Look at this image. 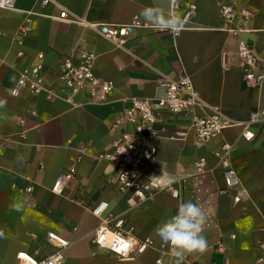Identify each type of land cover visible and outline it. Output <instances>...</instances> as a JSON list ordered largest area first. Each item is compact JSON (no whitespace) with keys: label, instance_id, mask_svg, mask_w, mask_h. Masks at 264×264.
Returning <instances> with one entry per match:
<instances>
[{"label":"crops","instance_id":"obj_1","mask_svg":"<svg viewBox=\"0 0 264 264\" xmlns=\"http://www.w3.org/2000/svg\"><path fill=\"white\" fill-rule=\"evenodd\" d=\"M58 1L69 13L64 20L53 6L41 7L37 0H16L13 10L0 9V264H19V252H51L48 233L70 243L63 264H174L154 229L182 201L197 204L207 217V249L187 258L199 264H264V123L253 126L251 141L235 127L211 144L213 148L225 141L233 147L231 165L239 187L227 195L220 193L223 173L212 155L207 156V173L196 175L195 161L208 150L194 146L190 122L181 117H163L153 142L155 160L145 169L174 179L179 199L158 193L136 204L132 190L117 191L115 164L96 159L122 134H134L131 124H116L127 100L155 98L161 93L159 82L183 72L200 98L229 120L243 122L264 110V84L245 88L235 55L242 39L264 66V0H237V8L251 14L244 24L250 31L238 37L228 31L240 26L238 16L228 24L219 15L226 0ZM173 2L178 5L174 17L182 22L178 31L155 22L157 14L165 21L172 17ZM191 5L195 9L184 22ZM135 18L145 27L122 48L91 27L126 25ZM222 52L230 54L226 68ZM39 53L45 56V92L52 89L56 96L32 97L25 90L13 96L21 73ZM83 53L93 55L95 76L113 84L104 104L90 103L82 92L69 95L59 86L62 59ZM72 164L74 178L55 195L54 181ZM236 194L241 195L238 203L233 200ZM102 202L108 205L107 213L132 225L137 243L147 239L151 245L122 261L95 247L92 239L100 219L93 209Z\"/></svg>","mask_w":264,"mask_h":264},{"label":"built area","instance_id":"obj_2","mask_svg":"<svg viewBox=\"0 0 264 264\" xmlns=\"http://www.w3.org/2000/svg\"><path fill=\"white\" fill-rule=\"evenodd\" d=\"M16 0H0V9L13 10ZM106 1V0H100ZM39 6H53L58 11V19L64 20L68 17V10L58 0H37ZM178 5L173 2L171 16L174 17ZM191 5L183 17L186 22L194 11ZM221 19L228 24L238 16L240 26L230 28L234 36L250 30L244 24L251 20L250 12L245 8H237V0H226L219 6ZM97 28L98 34L104 39L122 48L133 33L145 24L139 18L132 23L121 26H110L106 24L91 25ZM26 29L21 30L25 34ZM228 52H222L221 63L226 68L229 58ZM239 61L241 80L245 88L251 89L264 84V66L256 56L253 47L242 39L237 41L235 53ZM45 65V56L39 53L30 68L24 70L18 81V85L11 94L18 97L25 90L32 97L46 93L47 99L56 96L54 90L45 92V84L41 72ZM59 86L74 95L78 92L85 93L88 101L92 104H104L108 101L113 90L110 81L99 80L94 74L93 55L76 54L66 56L62 59L57 72ZM161 93L155 98L132 97L127 100L116 124L128 123L134 126V134L124 133L113 143L110 150L103 151L96 156L99 161L114 163L116 166L115 182L117 191L123 193L127 190L133 191V199L140 204L158 193H166L174 199L181 196L176 181L164 173L155 170L149 173L145 171L147 166L155 160L157 149L153 142L158 138L157 126L165 116L181 117L190 122L194 135V146L208 153L200 155L194 164L197 176L207 173V156L212 155L221 168L224 179V188L221 195H227L230 191L239 187V180L231 165L232 144L222 141L218 146L211 148V144L221 140L225 130L239 127L241 137L245 141L254 138L253 126L264 123V110L253 112L243 122L229 120L217 109L203 101L190 80L184 72L174 80H165L158 83ZM23 122V121H22ZM21 122V123H22ZM76 173L75 165H70L64 172L60 173L54 181L51 191L55 195H61L66 183L73 179ZM152 177H160L153 180ZM171 181V183H169ZM31 187L26 189L30 193ZM241 199L240 194L233 197L234 203ZM107 203H100L93 209V214L100 219V225L94 233L92 244L118 260H129L135 253H139L145 247L151 245L149 240L137 243L132 235V225L123 218L115 217L107 213ZM47 241L51 245V252L44 254L38 250L31 253L19 252L17 259L19 264H63L65 252L70 243L54 233H48ZM264 249V244L260 246ZM262 260V259H260ZM184 264H199L196 261L185 258Z\"/></svg>","mask_w":264,"mask_h":264},{"label":"clouds","instance_id":"obj_3","mask_svg":"<svg viewBox=\"0 0 264 264\" xmlns=\"http://www.w3.org/2000/svg\"><path fill=\"white\" fill-rule=\"evenodd\" d=\"M146 18L153 19L151 15H147ZM155 22L163 24L165 28L172 31H178L182 23L179 17H171L165 21L159 14ZM159 178L152 177L151 179ZM206 220L207 217L201 207L191 201H182L177 205L173 215L156 226L155 235L168 247L174 258V264H184L187 256L206 251L207 239L203 234Z\"/></svg>","mask_w":264,"mask_h":264}]
</instances>
